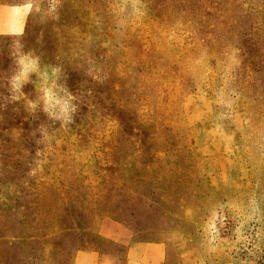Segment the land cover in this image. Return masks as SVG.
<instances>
[{
	"label": "rangeland",
	"instance_id": "rangeland-1",
	"mask_svg": "<svg viewBox=\"0 0 264 264\" xmlns=\"http://www.w3.org/2000/svg\"><path fill=\"white\" fill-rule=\"evenodd\" d=\"M0 4L31 7L0 34V264H264V0Z\"/></svg>",
	"mask_w": 264,
	"mask_h": 264
},
{
	"label": "crops",
	"instance_id": "crops-1",
	"mask_svg": "<svg viewBox=\"0 0 264 264\" xmlns=\"http://www.w3.org/2000/svg\"><path fill=\"white\" fill-rule=\"evenodd\" d=\"M29 4H0V34H20L30 15ZM76 264H183L168 260L167 247L162 242L142 241L131 244L124 259L97 250H83L76 255Z\"/></svg>",
	"mask_w": 264,
	"mask_h": 264
},
{
	"label": "clouds",
	"instance_id": "clouds-1",
	"mask_svg": "<svg viewBox=\"0 0 264 264\" xmlns=\"http://www.w3.org/2000/svg\"><path fill=\"white\" fill-rule=\"evenodd\" d=\"M17 57L18 58H17L16 62L18 64L20 70H19L18 74L13 77L12 84H13L14 89H19L22 83L28 82V77H29L30 72H39L38 57H33L31 52H29L27 54L18 52ZM53 71L55 72L58 70L54 69ZM44 92H45V96H46V102L52 101L53 100V93H52L51 89L45 88ZM16 99H18V97ZM71 99H72V97L69 96L68 100L63 101V103H62L61 111L64 113V115L66 117L65 123L71 122L72 118L70 115H68L70 108H71V111H75V107L71 106L69 103V101ZM56 103H61V101L57 100ZM31 106L33 108L35 107L34 104ZM45 111H48L47 107L45 108Z\"/></svg>",
	"mask_w": 264,
	"mask_h": 264
}]
</instances>
